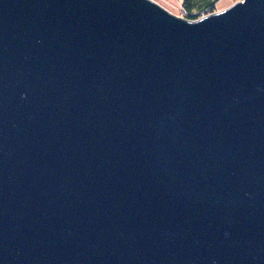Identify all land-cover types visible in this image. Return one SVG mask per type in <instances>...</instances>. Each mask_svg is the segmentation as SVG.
I'll list each match as a JSON object with an SVG mask.
<instances>
[{
  "label": "water",
  "instance_id": "obj_1",
  "mask_svg": "<svg viewBox=\"0 0 264 264\" xmlns=\"http://www.w3.org/2000/svg\"><path fill=\"white\" fill-rule=\"evenodd\" d=\"M0 264H264V0H0Z\"/></svg>",
  "mask_w": 264,
  "mask_h": 264
},
{
  "label": "trees",
  "instance_id": "obj_2",
  "mask_svg": "<svg viewBox=\"0 0 264 264\" xmlns=\"http://www.w3.org/2000/svg\"><path fill=\"white\" fill-rule=\"evenodd\" d=\"M221 0H183L182 7L187 12V18L198 19L216 11V5Z\"/></svg>",
  "mask_w": 264,
  "mask_h": 264
},
{
  "label": "crops",
  "instance_id": "obj_3",
  "mask_svg": "<svg viewBox=\"0 0 264 264\" xmlns=\"http://www.w3.org/2000/svg\"><path fill=\"white\" fill-rule=\"evenodd\" d=\"M156 1L174 14H180L183 8L182 7L183 0H156Z\"/></svg>",
  "mask_w": 264,
  "mask_h": 264
},
{
  "label": "rangeland",
  "instance_id": "obj_4",
  "mask_svg": "<svg viewBox=\"0 0 264 264\" xmlns=\"http://www.w3.org/2000/svg\"><path fill=\"white\" fill-rule=\"evenodd\" d=\"M238 0H221L217 5H216V11L223 10L233 3L237 2Z\"/></svg>",
  "mask_w": 264,
  "mask_h": 264
},
{
  "label": "built area",
  "instance_id": "obj_5",
  "mask_svg": "<svg viewBox=\"0 0 264 264\" xmlns=\"http://www.w3.org/2000/svg\"><path fill=\"white\" fill-rule=\"evenodd\" d=\"M178 15H180L181 17L187 18V17H186V16H187V12L184 10V8H182L180 14H178ZM187 19H188V18H187Z\"/></svg>",
  "mask_w": 264,
  "mask_h": 264
}]
</instances>
